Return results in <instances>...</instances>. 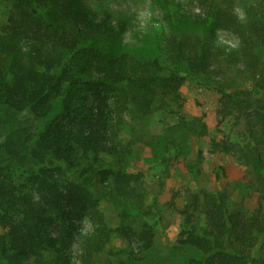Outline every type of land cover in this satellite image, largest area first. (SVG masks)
I'll list each match as a JSON object with an SVG mask.
<instances>
[{
	"label": "trees",
	"instance_id": "trees-1",
	"mask_svg": "<svg viewBox=\"0 0 264 264\" xmlns=\"http://www.w3.org/2000/svg\"><path fill=\"white\" fill-rule=\"evenodd\" d=\"M10 1L0 27V257L7 264H131L109 246L113 233L128 251L151 248L157 194L147 203L143 173L114 169L104 156L131 154L122 131L170 112L188 79L220 94L222 115L234 110L242 118L239 140L212 137L210 145L246 161L260 189L249 215L231 209L225 189L190 193L175 247L187 264H264V245L255 247L264 236V0L243 19L231 0H199L195 16L166 0L180 27L154 55L124 51L122 23L97 17L87 0ZM217 27L238 39L227 53ZM222 55L250 85L229 84ZM184 118L187 133L206 135L200 118ZM186 166L196 178L199 159ZM101 198L117 210L115 227ZM197 210L201 229L191 223ZM84 220L89 228L81 230Z\"/></svg>",
	"mask_w": 264,
	"mask_h": 264
},
{
	"label": "rangeland",
	"instance_id": "rangeland-1",
	"mask_svg": "<svg viewBox=\"0 0 264 264\" xmlns=\"http://www.w3.org/2000/svg\"><path fill=\"white\" fill-rule=\"evenodd\" d=\"M97 17L108 14L113 23H122L125 30L121 46L124 51H143L154 55L160 40L168 37L173 30L178 12L171 15L165 8L166 0H87ZM188 15H202L199 0H172ZM259 0H231L232 6L240 16L246 8ZM11 6L10 0H0V27L6 20ZM179 11V9H178ZM169 13V14H168ZM175 19V20H174ZM190 28L204 29L192 22ZM216 41L225 48L234 47L238 39L229 30L217 27L213 30ZM222 47V48H223ZM219 63L228 77L230 85L247 87L250 80L239 69L229 68L231 57L220 56ZM237 67V66H236ZM220 94L193 80H184L179 88L177 102H171V111H155L144 122L134 124L122 131L123 142L131 147V154L121 155L120 159L104 156L114 168L125 167L131 173H143L142 187L150 203L157 194V224L154 227L153 245L146 250H138L133 244L126 250L124 240L113 233L110 247L122 256L130 255L131 264H187V260L175 247L184 222L180 210L189 203L190 193L200 189L217 191L225 189L229 194L230 207L249 215L256 207L259 197V184L252 167L235 156L214 150L210 143L212 137L230 140L241 138L244 129L242 118L231 110L230 114L219 112ZM179 115L185 121L198 117L205 123L206 135L194 136L179 126ZM182 124V123H181ZM199 159L200 172L196 178L187 169V163ZM161 165V168L159 167ZM100 209L111 227L117 225V210L106 199H100ZM193 213V212H192ZM191 223L198 229L204 226L203 214L193 213ZM89 223L84 220L80 229L86 230ZM2 229L0 227V233ZM264 245L261 236L256 248ZM184 249H187L185 247ZM264 257V247L258 249ZM0 264H7L0 257ZM29 264H33L31 258Z\"/></svg>",
	"mask_w": 264,
	"mask_h": 264
},
{
	"label": "clouds",
	"instance_id": "clouds-1",
	"mask_svg": "<svg viewBox=\"0 0 264 264\" xmlns=\"http://www.w3.org/2000/svg\"><path fill=\"white\" fill-rule=\"evenodd\" d=\"M240 18H241V19H243V17H242V16H241Z\"/></svg>",
	"mask_w": 264,
	"mask_h": 264
}]
</instances>
